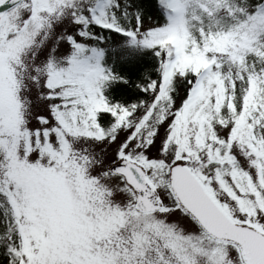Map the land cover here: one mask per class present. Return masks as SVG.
<instances>
[{"label": "snow or ice", "instance_id": "snow-or-ice-1", "mask_svg": "<svg viewBox=\"0 0 264 264\" xmlns=\"http://www.w3.org/2000/svg\"><path fill=\"white\" fill-rule=\"evenodd\" d=\"M0 264H264V0H0Z\"/></svg>", "mask_w": 264, "mask_h": 264}]
</instances>
